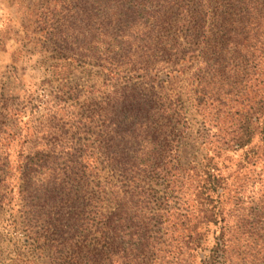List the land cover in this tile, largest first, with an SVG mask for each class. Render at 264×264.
Wrapping results in <instances>:
<instances>
[{
    "label": "trees",
    "instance_id": "obj_1",
    "mask_svg": "<svg viewBox=\"0 0 264 264\" xmlns=\"http://www.w3.org/2000/svg\"><path fill=\"white\" fill-rule=\"evenodd\" d=\"M183 1L157 3L156 40L161 63L177 64L187 76V99L201 117L203 163L185 168L173 161L190 129L177 101L157 96L140 108L127 105L128 116L121 117L115 110L122 97L110 111L102 99L90 123L105 134L107 163L121 179L111 182L109 193L100 183L97 195L84 185L66 193L62 206L72 202L75 222L50 232L62 238L48 245L63 255L53 264H264V194L257 201L232 198L225 212L226 185L216 166L232 157L234 173L245 168L251 174L258 164L264 172V0ZM110 133L138 140L140 147L125 154ZM203 188L210 193L203 198L212 203L209 209L202 208ZM190 189L199 192L194 208ZM50 221L44 231L57 229ZM255 232L262 240L256 257Z\"/></svg>",
    "mask_w": 264,
    "mask_h": 264
},
{
    "label": "rangeland",
    "instance_id": "obj_2",
    "mask_svg": "<svg viewBox=\"0 0 264 264\" xmlns=\"http://www.w3.org/2000/svg\"><path fill=\"white\" fill-rule=\"evenodd\" d=\"M158 2L0 0V264L60 261L62 253L48 245L62 239L50 232L69 230L75 222L72 202L62 206L66 193L84 185L97 195L98 183L109 193L111 182L121 179V172L107 163L105 134L90 123L95 105L103 107L102 99L111 104L110 111L122 97L124 103L115 110L121 117L128 116L127 105L140 108L141 102L157 96L177 101L176 109L190 129L173 161L185 168L203 163L206 148L199 145L197 133L201 117L187 99V76L177 72V64L160 61ZM65 36L69 38L63 41ZM64 46L68 51L61 50ZM109 136L125 154L140 147L138 140L123 134ZM110 151L117 152L114 147ZM216 166L226 185L221 197L225 212L232 208V198L257 201L263 196L260 164L247 175L250 169L234 173L232 157ZM193 190L194 208L200 198ZM209 194L203 188V209L212 207L203 199ZM61 212L63 219L56 221ZM50 218L57 229L44 231ZM260 234L251 238L255 257Z\"/></svg>",
    "mask_w": 264,
    "mask_h": 264
}]
</instances>
